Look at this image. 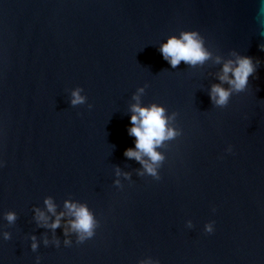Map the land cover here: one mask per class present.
I'll use <instances>...</instances> for the list:
<instances>
[{"label": "water", "instance_id": "1", "mask_svg": "<svg viewBox=\"0 0 264 264\" xmlns=\"http://www.w3.org/2000/svg\"><path fill=\"white\" fill-rule=\"evenodd\" d=\"M186 31L209 56L173 67ZM135 104L173 132L152 173L125 154ZM0 264H264V0H0Z\"/></svg>", "mask_w": 264, "mask_h": 264}, {"label": "clouds", "instance_id": "2", "mask_svg": "<svg viewBox=\"0 0 264 264\" xmlns=\"http://www.w3.org/2000/svg\"><path fill=\"white\" fill-rule=\"evenodd\" d=\"M160 51L165 60L171 66L176 67L182 60L188 64L195 65L203 63L209 56V53L203 45V41L198 33L182 32L179 36H170L160 46ZM254 71V65L250 57H240L236 61L235 66L231 61L226 62L222 68L221 81H227L234 89L241 90L246 84L249 75ZM231 73V77H229ZM210 95L215 103L223 105L227 102L230 92L221 85H213ZM72 103L77 104L83 102V97L79 94V90L72 93ZM132 116L130 117L132 127L129 133L136 137L135 149L129 148L125 154L129 157H135L141 160L148 172L154 171L153 166L148 161L143 160V156H148L154 163L161 159L160 155L155 151V148L161 142L173 135L171 130H166V119L164 109L158 105L140 106L135 104L132 106ZM49 211H55V207L51 200L46 201ZM69 212L75 216L72 223V228L78 230L82 234L91 235L94 226L92 214L85 205L66 203L65 205ZM41 218L46 219L43 214ZM7 219L12 221L14 214L9 213ZM59 217L52 223L51 227L59 226ZM83 235L81 239H83ZM35 247V244H33Z\"/></svg>", "mask_w": 264, "mask_h": 264}]
</instances>
